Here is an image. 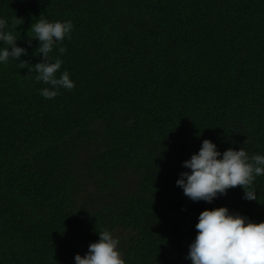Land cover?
I'll return each instance as SVG.
<instances>
[{
  "label": "trees",
  "instance_id": "16d2710c",
  "mask_svg": "<svg viewBox=\"0 0 264 264\" xmlns=\"http://www.w3.org/2000/svg\"><path fill=\"white\" fill-rule=\"evenodd\" d=\"M13 15L33 65L31 24L72 21L50 56L75 87L45 99L36 73L0 62V264H75L104 229L126 264H191L203 210L264 221V176L251 201L176 184L204 139L264 155V0H0Z\"/></svg>",
  "mask_w": 264,
  "mask_h": 264
},
{
  "label": "clouds",
  "instance_id": "9594fccd",
  "mask_svg": "<svg viewBox=\"0 0 264 264\" xmlns=\"http://www.w3.org/2000/svg\"><path fill=\"white\" fill-rule=\"evenodd\" d=\"M22 17L13 15L11 23L0 18V62L7 64L9 59L19 60V68L27 67L29 73H36L35 80L49 87L39 90L45 99H53L59 89L71 91L74 81L67 71L58 77L63 60L53 62L50 53L54 46L71 38L73 23L67 21H49L43 16L31 24L28 30L29 40L39 41L35 49L41 62L31 64L20 59L27 49L17 44V26L23 24ZM30 33V35H29ZM66 48L59 46L61 55ZM190 171L180 174L177 186L183 189L186 197L192 201L212 202L220 195H226L229 189L240 187L244 190V199L257 200L254 182L264 176V155L249 154L243 149L228 148L223 153L210 139H204L197 153L183 162ZM197 234L189 245L187 258L191 264H264V221L254 222L240 213L230 212L228 207L220 206L205 209L199 214L195 225ZM99 239L88 246L85 255L77 253L75 264H126L119 249V239L107 229L101 230Z\"/></svg>",
  "mask_w": 264,
  "mask_h": 264
},
{
  "label": "rangeland",
  "instance_id": "374dc122",
  "mask_svg": "<svg viewBox=\"0 0 264 264\" xmlns=\"http://www.w3.org/2000/svg\"><path fill=\"white\" fill-rule=\"evenodd\" d=\"M84 255V253H82Z\"/></svg>",
  "mask_w": 264,
  "mask_h": 264
}]
</instances>
